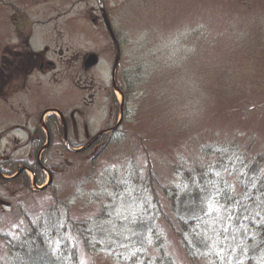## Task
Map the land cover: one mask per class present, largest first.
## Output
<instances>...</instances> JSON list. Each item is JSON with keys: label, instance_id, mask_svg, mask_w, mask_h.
I'll return each instance as SVG.
<instances>
[{"label": "rangeland", "instance_id": "1", "mask_svg": "<svg viewBox=\"0 0 264 264\" xmlns=\"http://www.w3.org/2000/svg\"><path fill=\"white\" fill-rule=\"evenodd\" d=\"M4 1L16 4L30 17L43 9L46 18L66 13L40 27L47 36L42 39L36 34L35 46L51 44V37L61 31L64 40L59 46L69 59L91 51L101 55L100 66L80 82L85 86L86 80H92V86L81 93L75 89L79 81L74 71L55 88L42 81V88L52 97L66 91L67 104L54 99L47 103H57L67 112L81 107L83 100L89 103L95 94L94 111H86V120L91 132H98L107 124L103 111L114 55L106 29L91 22L90 6L96 5L95 1L82 0L71 7L76 0H39L46 4L36 8L26 5L38 0ZM107 5L123 45L118 76L125 88L130 86L123 127L97 153L66 155L61 145L52 149L54 165L61 164L53 186L40 194L29 193L28 187L10 200L11 209H0V264L20 263L19 245L31 247L34 229L43 234V247L39 245L41 250L28 264H80L81 260L85 264H213L210 260L214 257L221 264L220 258L201 244L206 223L195 218L197 213L207 216L200 211L208 187L205 181H215L219 189L215 196H225L228 211L221 215L227 218L231 214V219L220 223L215 222L214 214L207 216L215 229L209 235L219 243L226 226L230 239L225 243L236 248L231 260L226 256L223 264H264V191L260 192L264 190V0H107ZM11 14L9 7L0 5V52L14 45ZM22 99L23 104L28 100L27 112L33 113V118L21 113L4 118L0 101V156L4 151L3 155L12 159L14 154L20 160L27 155L28 149L11 139L14 133L6 138L11 126L23 125L30 131L38 127L35 113L46 102ZM16 102L14 98L9 101L8 111ZM21 135L16 137L21 140ZM83 142L81 130L78 144ZM221 160L231 163L228 171L217 177L208 166L216 162L219 169ZM112 165L140 197L139 205L132 209L135 222L131 217H109L112 198L96 195L101 187L97 183L100 173ZM25 182H29L27 178ZM180 187L172 219L167 199ZM106 188L112 193L124 190L111 179ZM159 202L170 221L160 218ZM177 218L186 223L194 220L186 236L191 244L176 236ZM109 220L117 226L112 237L115 243L101 242L103 233L98 225L110 227ZM154 224L160 225L156 236L160 233L164 244L160 237L154 240ZM198 229L202 230L194 236ZM53 239L60 241L59 248L54 249ZM147 242L151 246L142 251ZM160 243L162 247L156 246ZM162 248L165 255L160 254Z\"/></svg>", "mask_w": 264, "mask_h": 264}, {"label": "flooded vegetation", "instance_id": "2", "mask_svg": "<svg viewBox=\"0 0 264 264\" xmlns=\"http://www.w3.org/2000/svg\"><path fill=\"white\" fill-rule=\"evenodd\" d=\"M102 4L109 16L110 9L107 5V0H102ZM17 8L18 7H16V9ZM60 16L61 15L58 17ZM62 16H64V14H62ZM92 19L97 25L101 23L100 18ZM15 20L16 24L13 35L15 40L14 48L12 50L5 49L0 54V101L3 103L1 111L4 118L7 116L11 117L19 115L20 111L24 112V116L27 118L31 116V114L27 113L24 107V104H26L28 100L24 104L22 103V101H25L22 98L26 97L32 98L33 100L37 99L38 101H45L46 104H48L47 102L49 99L51 102L52 99L58 101L64 100L67 104L66 91H63L58 97H52L48 90L42 88L43 80L48 82L49 86L47 87L55 88L54 86L65 80L66 75L72 74V71H74V78L76 81H79L75 89L78 90L79 93H81L84 88L88 89V87L92 86V80L90 82L86 80L85 84L87 85L85 86L80 85V82L83 84L82 79L84 77L87 78L88 74L91 72L85 71V67H87V63H90V61H86L85 65L84 56H82V58H80V56H73L70 59L65 56L63 49L59 46V42L64 40V35L61 32H58L51 37V44L47 43L46 45H43L41 50L34 51L32 49L33 27L36 24H39V26H46L47 23L45 21H37L33 23L32 26L27 24L24 25V23L21 22V18L18 16ZM26 20L28 22L29 17H26ZM65 51L68 52L67 49ZM78 68H80L84 74H79ZM79 86L80 88H77ZM116 88H118L123 94L125 104L124 101L118 103L116 100ZM106 90L105 111L103 112H106L107 114L106 123L108 125L106 124L98 131V133L105 132L98 138H94L97 133L92 136L90 135V124L86 120V111H94V109H91V106L95 102V94L90 96L89 103L84 102L83 100L82 108L74 107L67 115L63 113L65 116L62 117L60 121L54 117L50 118V115L46 116L50 110L58 109L61 111V108L58 107L59 105L52 106L49 104V106H46L42 112L35 113V116L39 121L37 129L33 132L26 128L21 129L22 132L27 133L28 139L23 146H30L31 154L26 159L22 158V160L15 155L14 159L10 156L0 158V188L7 185V191L10 196L26 191L29 187L28 183L25 182L26 169L33 172L36 180L42 179L44 170H48L54 179V176L61 172V168L52 165L53 160L50 156V152L59 144V141H61V144L66 150V155L67 153L71 154V152L75 154L74 151L70 149L71 147H77L80 141L81 130L85 138V142L82 145L84 146L91 142L88 150L98 151L100 148L105 147L107 142L104 140L107 138L109 140L111 138L108 133L109 130L119 121H121L122 126L126 114V93L118 86L117 75L114 79L113 77H110ZM35 91H39L36 97ZM12 97L18 102L14 104V107L10 105V109L15 112L13 111V113H9L6 105H8L9 101L13 99ZM55 104L57 105V103ZM121 115L123 116L121 117ZM45 116L47 117L45 119V124H41L40 122ZM51 121H54L57 125L53 126V122ZM45 128L48 129L50 137L49 142L47 141L48 133L45 131ZM9 185L13 186L15 189L10 190L8 187Z\"/></svg>", "mask_w": 264, "mask_h": 264}, {"label": "snow or ice", "instance_id": "3", "mask_svg": "<svg viewBox=\"0 0 264 264\" xmlns=\"http://www.w3.org/2000/svg\"><path fill=\"white\" fill-rule=\"evenodd\" d=\"M219 163L221 165L219 169H217L216 167V162H210L208 166L209 172L217 177L222 176L223 173L228 171L231 161L221 160L219 161ZM105 173H107V175H105ZM100 177L101 179H99L97 183L100 184L101 187L100 190L96 192V195L99 196L107 194L112 198L113 201V203L109 206L111 210L108 212V216H115L116 218H123L125 220H128L131 217L132 221L135 222V217L132 214V209L134 206L139 205L140 200L139 195L136 194V189L130 185L129 181L120 177L119 169H117L115 165L106 168L104 172L100 173ZM109 179H111V181L115 182L116 184L123 185V192L117 191L116 193H112L108 191L106 188V184L109 182ZM204 184L208 187L206 192L204 188H201V191L205 192V194L201 197V203L203 206L201 207L200 211L209 217H212L214 214L216 223H220L222 221H225L226 219H231V214H229L227 218L221 215L222 212H227L228 210L224 208L222 204L215 200V193L219 192L216 182L205 181ZM195 218H201L199 216V213H197ZM107 223L110 225V227H104L103 224L98 225L100 231L103 233L101 242L111 241L112 243H115V241L112 240V237L113 235L117 234V226L113 223L112 220L107 221ZM54 227H63V225H54ZM214 231L215 229L213 223L211 221H206L205 235L204 239L201 240V244H203V246L209 251L214 252L215 255L220 258L221 264H223V260L226 256L229 258V261L231 260V255L236 251V248L232 244L225 243L230 239L227 235L228 229L226 226L223 229L224 235L219 243H217L216 239H214L213 236L209 235L210 232ZM119 234L123 235V233ZM125 238L127 239L128 237L125 236ZM231 239L234 240L235 237L233 236L231 237ZM52 244L54 249H57L60 246V241L57 239H53ZM80 264H85V261L81 260ZM238 264H241V262L238 261Z\"/></svg>", "mask_w": 264, "mask_h": 264}, {"label": "trees", "instance_id": "4", "mask_svg": "<svg viewBox=\"0 0 264 264\" xmlns=\"http://www.w3.org/2000/svg\"><path fill=\"white\" fill-rule=\"evenodd\" d=\"M260 161H262V160H260ZM230 192H231V190H229ZM264 191V190H263ZM172 195H170V197L167 199V206H168V208H169V214H170V217L173 219V217H176V205H175V203H176V201H177V199H178V194L176 193V191H173L172 190ZM246 193V188L245 189H243V190H241V195L243 194H245ZM241 195H240V197H241ZM167 196H169L168 194H167ZM166 196V197H167ZM239 197V198H240ZM216 200H219V198H217ZM234 201V200H233ZM223 203V202H222ZM224 204V203H223ZM161 205H163V204H161L160 202L158 203V206H161ZM169 217V215H168V213L166 212V210H165V208L163 209V207L161 206V219H163V220H168V221H170L171 220V218ZM175 221L177 222L176 224H177V226L179 227V228H175V233H176V236L180 239V241H184L185 239H186V237H185V232L188 230V226L185 224V222L183 221V220H181V219H179V218H177V219H175ZM172 224V223H171ZM165 241V239L163 238V242ZM186 243V242H185ZM38 248H30V249H22V248H20V250H19V254H20V260L22 261L24 258H25V255H27L26 256V261L28 262V258L30 257V256H35V251L37 250ZM160 254H164L165 255V251H164V249L162 248V250H161V252H160ZM167 257H164L163 259H166ZM217 259H214V258H212L211 260H210V262H215ZM25 260H23V262H26ZM209 262V261H208ZM20 264H21V262H20ZM23 264V263H22Z\"/></svg>", "mask_w": 264, "mask_h": 264}, {"label": "water", "instance_id": "5", "mask_svg": "<svg viewBox=\"0 0 264 264\" xmlns=\"http://www.w3.org/2000/svg\"><path fill=\"white\" fill-rule=\"evenodd\" d=\"M108 28H109V30H110V26H109V24H108ZM110 31H111V30H110ZM90 58L93 59V62L91 63V66H93V65L95 64V62H96L97 57H96L95 55H91Z\"/></svg>", "mask_w": 264, "mask_h": 264}]
</instances>
